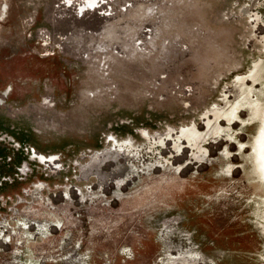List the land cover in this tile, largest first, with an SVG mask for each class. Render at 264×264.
Instances as JSON below:
<instances>
[{"label":"rangeland","instance_id":"rangeland-1","mask_svg":"<svg viewBox=\"0 0 264 264\" xmlns=\"http://www.w3.org/2000/svg\"><path fill=\"white\" fill-rule=\"evenodd\" d=\"M264 80V0H0V226L220 141Z\"/></svg>","mask_w":264,"mask_h":264},{"label":"water","instance_id":"water-1","mask_svg":"<svg viewBox=\"0 0 264 264\" xmlns=\"http://www.w3.org/2000/svg\"><path fill=\"white\" fill-rule=\"evenodd\" d=\"M0 264H264V80L222 140L0 226Z\"/></svg>","mask_w":264,"mask_h":264}]
</instances>
